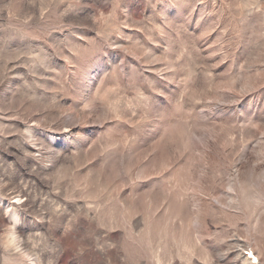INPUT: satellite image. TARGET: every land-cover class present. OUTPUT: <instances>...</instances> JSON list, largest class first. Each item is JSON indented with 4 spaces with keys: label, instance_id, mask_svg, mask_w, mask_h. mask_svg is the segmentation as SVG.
Masks as SVG:
<instances>
[{
    "label": "rangeland",
    "instance_id": "1",
    "mask_svg": "<svg viewBox=\"0 0 264 264\" xmlns=\"http://www.w3.org/2000/svg\"><path fill=\"white\" fill-rule=\"evenodd\" d=\"M13 233L31 264H264V0H0V264H28Z\"/></svg>",
    "mask_w": 264,
    "mask_h": 264
},
{
    "label": "clouds",
    "instance_id": "2",
    "mask_svg": "<svg viewBox=\"0 0 264 264\" xmlns=\"http://www.w3.org/2000/svg\"><path fill=\"white\" fill-rule=\"evenodd\" d=\"M18 241H19V243H17ZM22 243H23V241L20 239V237L13 233L11 238L5 239L4 247L5 248H8V247L14 248L15 251H17L21 254L24 261H27L28 264H31V257L20 246Z\"/></svg>",
    "mask_w": 264,
    "mask_h": 264
},
{
    "label": "bare ground",
    "instance_id": "3",
    "mask_svg": "<svg viewBox=\"0 0 264 264\" xmlns=\"http://www.w3.org/2000/svg\"><path fill=\"white\" fill-rule=\"evenodd\" d=\"M11 216L13 217V219L15 220L16 219V213L14 212V211H11ZM10 238L12 237V236H9ZM232 243H234V242H232ZM231 243V244H232ZM236 245H237V243H235ZM238 249V248H237ZM241 249V248H240ZM242 249H244V247L242 246ZM247 249V248H246ZM240 251V250H239ZM244 251H246V250H244ZM243 251V252H244ZM242 252V251H241ZM242 252V253H243ZM237 253V252H236ZM239 253V252H238ZM249 256H248V255ZM243 255V260H242V264H255V262H256V264H258V259L254 256V254H253V252H251L250 250L249 251H247V253L246 254H242ZM247 255V256H246ZM242 256H240V258H241Z\"/></svg>",
    "mask_w": 264,
    "mask_h": 264
},
{
    "label": "built area",
    "instance_id": "4",
    "mask_svg": "<svg viewBox=\"0 0 264 264\" xmlns=\"http://www.w3.org/2000/svg\"><path fill=\"white\" fill-rule=\"evenodd\" d=\"M252 252V251H251ZM255 264H256V262H255Z\"/></svg>",
    "mask_w": 264,
    "mask_h": 264
}]
</instances>
